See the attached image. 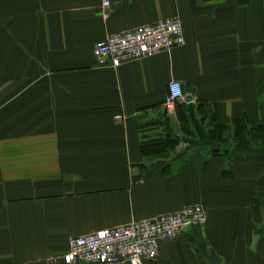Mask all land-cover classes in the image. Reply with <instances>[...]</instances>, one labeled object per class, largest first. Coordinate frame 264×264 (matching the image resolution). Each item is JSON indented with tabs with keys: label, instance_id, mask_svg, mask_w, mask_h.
<instances>
[{
	"label": "crops",
	"instance_id": "obj_1",
	"mask_svg": "<svg viewBox=\"0 0 264 264\" xmlns=\"http://www.w3.org/2000/svg\"><path fill=\"white\" fill-rule=\"evenodd\" d=\"M111 1L0 0V264H69L70 237L196 203L207 224L145 264H264V148L198 134L215 113L264 123V0ZM169 17L184 45L99 66L106 35ZM166 113L198 142L144 154Z\"/></svg>",
	"mask_w": 264,
	"mask_h": 264
},
{
	"label": "built area",
	"instance_id": "obj_2",
	"mask_svg": "<svg viewBox=\"0 0 264 264\" xmlns=\"http://www.w3.org/2000/svg\"><path fill=\"white\" fill-rule=\"evenodd\" d=\"M111 2L103 0V7L110 8ZM185 43L182 19L169 17L110 33L97 42L94 53L99 66L118 68ZM185 101L182 83L171 81L166 107L173 109ZM115 117L122 119L123 115ZM207 221V210L202 204H189L174 212L70 237L69 249L63 257L69 264H145L156 259L161 243L174 240L189 229L204 227Z\"/></svg>",
	"mask_w": 264,
	"mask_h": 264
},
{
	"label": "trees",
	"instance_id": "obj_3",
	"mask_svg": "<svg viewBox=\"0 0 264 264\" xmlns=\"http://www.w3.org/2000/svg\"><path fill=\"white\" fill-rule=\"evenodd\" d=\"M193 105L189 106V121L193 124H199L196 121V110L193 109ZM216 113L210 116V129L207 130L206 140L209 141L212 146L213 154L226 155L228 149H222L218 146V143L225 142L228 140L235 141L241 146L251 148H264V123L256 122L248 115L233 119L230 122L220 123L217 121ZM166 134L157 139H143L141 150L144 154L157 153L173 150L177 147L182 139L174 133V131L168 127ZM194 132H192L193 134ZM192 136V135H191ZM144 138V137H143ZM158 141L149 144L148 142ZM154 147V148H153Z\"/></svg>",
	"mask_w": 264,
	"mask_h": 264
},
{
	"label": "rangeland",
	"instance_id": "obj_4",
	"mask_svg": "<svg viewBox=\"0 0 264 264\" xmlns=\"http://www.w3.org/2000/svg\"><path fill=\"white\" fill-rule=\"evenodd\" d=\"M169 121H170V116L167 115V113H166V114H162V116L160 118L150 121L149 125L150 126L152 125L153 128H155L158 125V127L156 129H159L161 132L166 133L167 130L169 129L168 127H170V125L168 126ZM196 121L199 122L200 120H198V118H196ZM194 125L198 126V123L197 124L194 123ZM195 130H193L194 133H196ZM174 133H176V132H174ZM206 133H207L206 129H203V130L198 129V134H199V138L201 141H207L206 138H204L206 136ZM176 134H178V133H176ZM162 135H164V134H162ZM184 138L187 142H189V144H190L189 146H191V147L194 146L198 142L197 139H194V137L190 136V135H184ZM226 147L227 146H225V148ZM243 147H245V146H243Z\"/></svg>",
	"mask_w": 264,
	"mask_h": 264
}]
</instances>
